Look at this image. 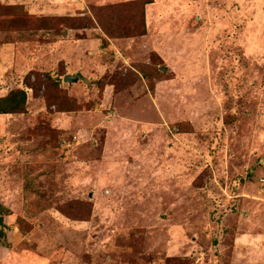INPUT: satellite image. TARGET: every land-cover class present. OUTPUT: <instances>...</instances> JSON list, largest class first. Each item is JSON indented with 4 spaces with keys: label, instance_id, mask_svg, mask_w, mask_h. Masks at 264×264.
<instances>
[{
    "label": "rangeland",
    "instance_id": "rangeland-1",
    "mask_svg": "<svg viewBox=\"0 0 264 264\" xmlns=\"http://www.w3.org/2000/svg\"><path fill=\"white\" fill-rule=\"evenodd\" d=\"M0 28L28 93L0 264H264V0H0Z\"/></svg>",
    "mask_w": 264,
    "mask_h": 264
},
{
    "label": "trees",
    "instance_id": "trees-1",
    "mask_svg": "<svg viewBox=\"0 0 264 264\" xmlns=\"http://www.w3.org/2000/svg\"><path fill=\"white\" fill-rule=\"evenodd\" d=\"M152 1H141L140 4L145 7ZM145 14L141 17V25L145 26ZM5 29V28H0ZM145 32V31H144ZM28 93L25 89L12 90L8 95L0 98V115L23 114L27 112ZM10 214V210L0 201V244L9 247L7 230L9 226L5 222V217Z\"/></svg>",
    "mask_w": 264,
    "mask_h": 264
},
{
    "label": "water",
    "instance_id": "water-1",
    "mask_svg": "<svg viewBox=\"0 0 264 264\" xmlns=\"http://www.w3.org/2000/svg\"><path fill=\"white\" fill-rule=\"evenodd\" d=\"M79 79H80V74L76 76L66 75L64 78V81L69 82V83H74V82H78Z\"/></svg>",
    "mask_w": 264,
    "mask_h": 264
},
{
    "label": "crops",
    "instance_id": "crops-1",
    "mask_svg": "<svg viewBox=\"0 0 264 264\" xmlns=\"http://www.w3.org/2000/svg\"><path fill=\"white\" fill-rule=\"evenodd\" d=\"M66 2H67V1H66ZM67 3H68V2H67ZM248 240H249V239H248ZM242 241H243L242 239H239V240H238V246H241ZM251 259H252V258H251ZM251 261H252V260H251Z\"/></svg>",
    "mask_w": 264,
    "mask_h": 264
}]
</instances>
